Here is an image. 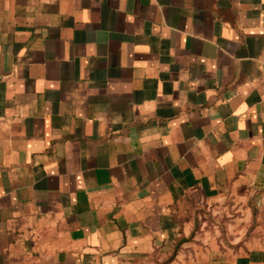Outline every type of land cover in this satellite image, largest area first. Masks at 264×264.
I'll list each match as a JSON object with an SVG mask.
<instances>
[{
	"label": "crops",
	"instance_id": "crops-1",
	"mask_svg": "<svg viewBox=\"0 0 264 264\" xmlns=\"http://www.w3.org/2000/svg\"><path fill=\"white\" fill-rule=\"evenodd\" d=\"M0 264H264V0H0Z\"/></svg>",
	"mask_w": 264,
	"mask_h": 264
}]
</instances>
